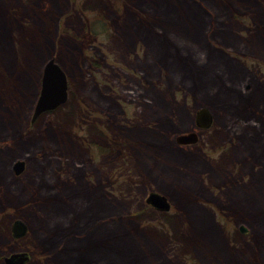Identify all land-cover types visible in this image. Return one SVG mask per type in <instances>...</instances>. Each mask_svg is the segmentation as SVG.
Listing matches in <instances>:
<instances>
[{"label": "rangeland", "instance_id": "obj_1", "mask_svg": "<svg viewBox=\"0 0 264 264\" xmlns=\"http://www.w3.org/2000/svg\"><path fill=\"white\" fill-rule=\"evenodd\" d=\"M93 1L0 0V264H264V0L223 38L185 0ZM53 57L68 99L33 120Z\"/></svg>", "mask_w": 264, "mask_h": 264}, {"label": "water", "instance_id": "obj_2", "mask_svg": "<svg viewBox=\"0 0 264 264\" xmlns=\"http://www.w3.org/2000/svg\"><path fill=\"white\" fill-rule=\"evenodd\" d=\"M42 86L37 104L35 106L33 120L39 117L43 112L56 109L59 105L65 103L68 97V80L65 70L56 62V59L51 58L44 67ZM212 123V116L207 108H203L197 113V126L200 128H208ZM198 136L197 133L192 132L188 135L182 134L177 137L178 143H194ZM25 167L24 160H17L13 168L17 174H20ZM147 203L159 210H169L171 203L165 195L152 191L146 199ZM13 225V232L15 237H20L26 232V225L22 220H16ZM243 231H246L244 226H241ZM29 259L27 252L13 253L6 257L7 264H25Z\"/></svg>", "mask_w": 264, "mask_h": 264}, {"label": "trees", "instance_id": "obj_3", "mask_svg": "<svg viewBox=\"0 0 264 264\" xmlns=\"http://www.w3.org/2000/svg\"><path fill=\"white\" fill-rule=\"evenodd\" d=\"M240 1H242V2H240ZM228 2L229 3L226 4L220 0H185L183 4H184L186 10H188L190 8H198L199 9L198 13L197 14L195 13V15H194V21H192L193 24H195V25L199 24V28H201V25L205 26V24H208V28H206V31H209V33H210L211 31L215 30L214 32H216L215 33L216 36L218 38H223L226 36L224 34H226V32H228L229 28H234L233 25L236 23L235 22L236 21V18H235L236 14H238V16H240L239 12L242 10H245L247 8L249 10L257 9L256 4H255V6H252L253 3L251 0H230V1L228 0ZM139 3H140L139 8H144V6H145L147 11L150 12L151 16H152V14H154V16H155V13L151 12L154 9V5L151 3V1H148L147 5H145L142 2H139ZM248 3L251 5H249ZM204 5L208 8H210L212 11L207 10L206 7H204ZM158 6L160 9L159 11H163V9L165 8V4H162V5L158 4ZM157 14H158V16H161L158 12H157ZM154 16H153V18H154ZM169 16L174 17V13L171 12V14ZM77 18L79 19L78 16H77ZM182 19L183 20L180 23H183L185 21L184 18H182ZM126 20L129 24L130 22L128 21L127 18H126ZM72 21H73V23L77 22L76 20H72ZM241 21L246 22V19L243 18V19H241ZM124 22H126V21H124ZM259 22L264 23V20H259ZM96 23L97 22L93 19L92 28H91V31L93 32V34L97 33L98 28H97ZM99 23L101 24V27H100L101 31H104V27L106 28V24L104 25V23H101V22H99ZM131 24H132L131 27H134L133 24H138V23L134 22V20H131ZM184 24L185 23L181 24L182 25L181 30L185 31L186 28H184ZM147 25H148V22H146V26ZM64 29H65V31L71 33L70 28L67 27ZM187 30L192 31V32H189L190 36H188V35H187V37L184 36L185 39L181 38L180 43L183 46L187 47L189 50H192V52L195 53V55H196V57H198V59H199V57L204 58V52H203V50H201V48L203 46L202 45L203 41L200 40V33L198 31L195 33L190 28H188ZM199 30H200V32L203 31L202 29H199ZM192 39L200 40V42H201V43H199L200 45L195 40H192ZM191 41L195 42V46H191L192 45ZM44 42H46L45 46H48V47L51 44V40L49 41V39H47V36H45ZM69 48L72 49L73 47H69ZM214 50H215L216 54H221L220 52H222V50H217V49H214ZM71 51H72V53H74L75 50L72 49ZM199 90L203 91V90H205V88L203 87L202 89L200 88ZM2 127H3V125H0L1 131H3V129H4ZM146 139L148 142H150L148 140V138H146ZM146 139H145V141H146ZM120 220L125 221L126 219L122 218ZM119 257L120 256H118L117 254L112 253V256L105 258V261L104 260L103 261L105 262V264H117V263H119Z\"/></svg>", "mask_w": 264, "mask_h": 264}, {"label": "bare ground", "instance_id": "obj_4", "mask_svg": "<svg viewBox=\"0 0 264 264\" xmlns=\"http://www.w3.org/2000/svg\"><path fill=\"white\" fill-rule=\"evenodd\" d=\"M92 3L95 4L96 2L94 3V1H93ZM24 85H25V86H28L27 83H26V84L24 83ZM259 99H260V100H263V102H264V93H262V94L259 96ZM262 107H263V109H264V104H263ZM13 165H14V164H13Z\"/></svg>", "mask_w": 264, "mask_h": 264}]
</instances>
